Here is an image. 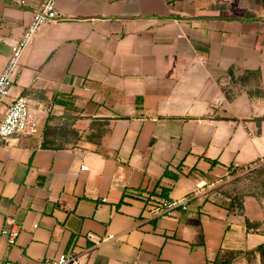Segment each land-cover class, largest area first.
I'll return each mask as SVG.
<instances>
[{"label":"crops","instance_id":"obj_1","mask_svg":"<svg viewBox=\"0 0 264 264\" xmlns=\"http://www.w3.org/2000/svg\"><path fill=\"white\" fill-rule=\"evenodd\" d=\"M17 1L0 0V66L40 2ZM55 8L65 19L39 29L0 105L27 97L41 126L0 141V228L18 226L0 264H255L264 201L209 185L264 158V0ZM187 194L185 210L145 212Z\"/></svg>","mask_w":264,"mask_h":264},{"label":"built area","instance_id":"obj_2","mask_svg":"<svg viewBox=\"0 0 264 264\" xmlns=\"http://www.w3.org/2000/svg\"><path fill=\"white\" fill-rule=\"evenodd\" d=\"M56 0H40L33 7L30 17L24 25L21 34L9 46V52L2 66H0V105L5 97L8 96L9 87L12 83V74L17 69L20 56L27 45L37 36L39 29L49 23L64 20L65 18L55 8ZM19 5H23L24 1H17ZM39 119L35 115V110L32 108L27 97L16 96L5 108L0 118V141L5 142L10 137L16 135L38 136L41 131ZM264 163V158L249 164L247 166H232L227 172L224 179L217 180L209 185V190L215 191L217 185L226 180L231 173H236L238 170L250 169L254 165ZM81 170H85V166H80ZM216 195V194H214ZM191 195L187 194L176 199H155L148 198L146 201V214L151 218H159L171 216L176 210H185L187 202ZM10 224L9 228H0V236L4 237L6 243L11 245L14 243L18 234V226L14 225L11 220H7ZM32 227H35L34 225ZM86 240L90 241L93 246H97L112 236L97 235L92 232L84 234ZM42 264H78L76 256L71 253L60 254L54 258H45Z\"/></svg>","mask_w":264,"mask_h":264},{"label":"rangeland","instance_id":"obj_3","mask_svg":"<svg viewBox=\"0 0 264 264\" xmlns=\"http://www.w3.org/2000/svg\"><path fill=\"white\" fill-rule=\"evenodd\" d=\"M243 183V190L256 194L264 201V163L254 165L250 169L238 170L217 185L215 191L233 183ZM255 264H264V249L262 250L258 261Z\"/></svg>","mask_w":264,"mask_h":264}]
</instances>
